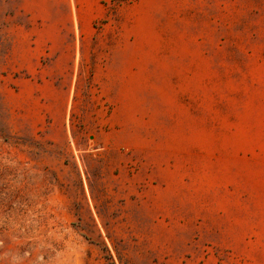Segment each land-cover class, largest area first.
<instances>
[{"label": "rangeland", "instance_id": "1", "mask_svg": "<svg viewBox=\"0 0 264 264\" xmlns=\"http://www.w3.org/2000/svg\"><path fill=\"white\" fill-rule=\"evenodd\" d=\"M0 264H264V0H0Z\"/></svg>", "mask_w": 264, "mask_h": 264}]
</instances>
